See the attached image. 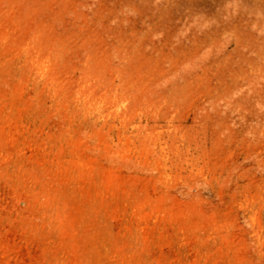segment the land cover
Segmentation results:
<instances>
[{"label": "rangeland", "instance_id": "374dc122", "mask_svg": "<svg viewBox=\"0 0 264 264\" xmlns=\"http://www.w3.org/2000/svg\"><path fill=\"white\" fill-rule=\"evenodd\" d=\"M0 264H264V0H0Z\"/></svg>", "mask_w": 264, "mask_h": 264}, {"label": "bare ground", "instance_id": "6f19581e", "mask_svg": "<svg viewBox=\"0 0 264 264\" xmlns=\"http://www.w3.org/2000/svg\"><path fill=\"white\" fill-rule=\"evenodd\" d=\"M161 8V7H160ZM260 8V7H259ZM217 27V26H216ZM216 30V29H215ZM219 32V31H218ZM212 34V33H211ZM208 39V38H207Z\"/></svg>", "mask_w": 264, "mask_h": 264}]
</instances>
